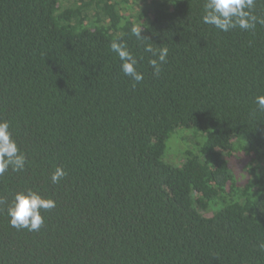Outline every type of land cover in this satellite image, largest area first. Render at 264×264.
<instances>
[{"label": "trees", "instance_id": "obj_1", "mask_svg": "<svg viewBox=\"0 0 264 264\" xmlns=\"http://www.w3.org/2000/svg\"><path fill=\"white\" fill-rule=\"evenodd\" d=\"M204 3L0 0V120L27 160L0 177V264H264V25L220 31ZM134 26L169 49L158 77ZM179 129L194 141L177 164ZM27 189L56 203L39 231L9 224Z\"/></svg>", "mask_w": 264, "mask_h": 264}, {"label": "clouds", "instance_id": "obj_2", "mask_svg": "<svg viewBox=\"0 0 264 264\" xmlns=\"http://www.w3.org/2000/svg\"><path fill=\"white\" fill-rule=\"evenodd\" d=\"M255 4L256 0H205L202 22L223 32L235 28L246 31L254 30L258 23L264 25V18L253 14ZM141 28L134 26L131 32L138 41L144 44V52L150 54L148 64L153 76L158 77L162 71V65L167 62L169 49L166 46L156 45L154 47L153 43H148V38L141 35ZM110 48L117 54L124 75L136 83L141 82L144 79L143 73L137 70V58L128 50L127 45L123 41H113ZM255 103L257 109L264 112V95L256 96ZM26 163L25 155L20 152L12 138L9 122L0 120V177L9 169L17 172L23 171ZM66 175V171L57 166L50 174V180L53 184H58ZM55 207L56 203L53 199L42 197L38 192L27 189L13 195L6 212L11 227L34 232L39 231L44 224L41 210L47 211ZM259 247L264 250V244H260Z\"/></svg>", "mask_w": 264, "mask_h": 264}, {"label": "rangeland", "instance_id": "obj_3", "mask_svg": "<svg viewBox=\"0 0 264 264\" xmlns=\"http://www.w3.org/2000/svg\"><path fill=\"white\" fill-rule=\"evenodd\" d=\"M192 135L193 132L191 130L179 129L174 132L171 138H169L166 143L168 158L173 159L177 164L181 162L183 151H185L188 147L191 148V140L194 141V136ZM187 141L190 142L187 143ZM247 162L248 159L243 160L240 164L237 163V165L235 166L240 181H243L247 178L246 169H244V164L247 165Z\"/></svg>", "mask_w": 264, "mask_h": 264}]
</instances>
